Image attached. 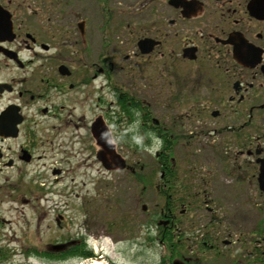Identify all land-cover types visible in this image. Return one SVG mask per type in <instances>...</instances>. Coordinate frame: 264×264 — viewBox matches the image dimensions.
<instances>
[{
  "label": "flooded vegetation",
  "instance_id": "1",
  "mask_svg": "<svg viewBox=\"0 0 264 264\" xmlns=\"http://www.w3.org/2000/svg\"><path fill=\"white\" fill-rule=\"evenodd\" d=\"M54 2L0 0V264H37L33 259L44 264L49 255L61 257V264L64 258V264H97L107 243L87 228L88 222L83 234L67 229L62 186L33 185L34 179L55 184L63 178L68 110L63 101H74V93L99 92L102 86L90 87L99 77L109 88L115 66L110 55L63 61L57 45L63 25L51 21ZM155 10L157 24L147 36L158 42L149 53H136L142 60L155 53L159 72L172 73L177 83L181 71L187 79L199 71L197 88L203 95L196 101L182 87L172 96L192 125L186 132L181 123L169 128L162 118L150 116L146 104L118 105L136 110L129 122H137L144 141H159L155 189L163 205L157 233L166 248L158 263L264 264V0H158ZM192 49L193 58L188 56ZM204 51L217 61L196 65ZM106 115L89 121L90 133L98 122L105 143L115 148L127 143L134 133L118 129ZM187 142L195 146L193 152L204 151L201 159L193 153L188 176L176 170L173 156L172 166L165 162L171 146ZM92 144L96 156L102 149L96 140ZM181 192L185 199L176 196ZM5 202L11 205L4 207ZM196 229L203 231L197 235Z\"/></svg>",
  "mask_w": 264,
  "mask_h": 264
},
{
  "label": "rangeland",
  "instance_id": "2",
  "mask_svg": "<svg viewBox=\"0 0 264 264\" xmlns=\"http://www.w3.org/2000/svg\"><path fill=\"white\" fill-rule=\"evenodd\" d=\"M53 1L52 24L63 25V40L57 44L59 49L63 48V61H98L110 55L115 66L109 88L99 77L90 84L91 88L102 86L99 92L89 96L74 93V101H63L68 106L67 116L63 114L67 121L63 122V178L55 184L45 178L34 179L33 185L63 187V203L67 202L63 214L71 233L83 234L86 231L84 222H88V229L107 239V243H103L102 257L97 256V264H159L166 248L165 240L164 243L159 241L156 225L158 211L163 205L154 188L160 174L155 156L159 141L155 138L148 143L144 141L137 122L130 123L128 116L118 109L117 94L134 96L139 103L149 107L150 116L162 118L169 128L177 129L174 125L181 123V129L186 132L192 125L183 120L186 115L177 109L178 104L172 101V96L185 87L190 92L189 97L202 100L203 95L197 88L199 71L194 70L190 79L185 78L188 77L185 70L181 71L176 76L181 79L178 84L172 73L159 72L155 53L148 60H142L136 53V40L152 35L157 24L155 8L158 0ZM203 53L205 51L197 55L196 65L203 61H217L215 56L208 58ZM103 110L118 129L135 134L129 144L116 146L117 152L126 159V170L109 172L101 167L95 156L96 145L92 144L89 121ZM170 148L174 167L187 176L191 171L188 169L194 159L193 153L199 159L204 158V151L197 149L193 152L195 146L188 142ZM133 166L144 182L130 174ZM220 182L231 184L223 178ZM221 183L218 190L223 192L225 185ZM176 196L187 197L184 193ZM9 205L11 203H4V207ZM201 231L196 229L195 234ZM60 258L49 255L43 258L46 260L44 264H61ZM33 261L41 264L37 259Z\"/></svg>",
  "mask_w": 264,
  "mask_h": 264
},
{
  "label": "water",
  "instance_id": "3",
  "mask_svg": "<svg viewBox=\"0 0 264 264\" xmlns=\"http://www.w3.org/2000/svg\"><path fill=\"white\" fill-rule=\"evenodd\" d=\"M172 2V1H171ZM157 43L156 40L149 38V37H144L140 38L137 41V46L140 50L141 53H147L151 51L153 46ZM238 45L234 43V48H233V54L234 57L237 60H240V55L238 54ZM193 49L191 50V54H189V57H194V54H192ZM258 60V57L257 59ZM63 67V73H67V68L65 65ZM97 130L100 136H97ZM92 133L94 138L97 140V142L102 146V150H100L97 153V158L101 161V163L107 168V169H122L125 166V161L120 157L118 153L115 152L113 145H108L105 143V133L104 131L100 130L99 123H95V125L92 128ZM102 136V137H101Z\"/></svg>",
  "mask_w": 264,
  "mask_h": 264
},
{
  "label": "trees",
  "instance_id": "4",
  "mask_svg": "<svg viewBox=\"0 0 264 264\" xmlns=\"http://www.w3.org/2000/svg\"><path fill=\"white\" fill-rule=\"evenodd\" d=\"M124 94H125V93H119V94H117V102H118V105L123 106V107H127V105H128V106H132V107L135 106V105L138 106L139 101L137 102V101L134 100L133 98H131V97H127V96L124 95ZM129 100H131V103H128V102H127V101H129ZM123 107H120V109L122 108V111H123V112L127 113L128 115H130V116L133 118V116L135 115V112L133 111V109H129V110H128V109H124ZM167 148H169V147H168V146H164V147H163L164 150H167ZM169 156H170V153L167 154V157H166V159H165V162H166L167 164H169V160H168ZM167 240H168V243H170V244H171V242H173L171 236H167Z\"/></svg>",
  "mask_w": 264,
  "mask_h": 264
}]
</instances>
